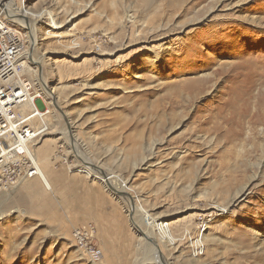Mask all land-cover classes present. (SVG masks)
<instances>
[{
  "label": "rangeland",
  "instance_id": "374dc122",
  "mask_svg": "<svg viewBox=\"0 0 264 264\" xmlns=\"http://www.w3.org/2000/svg\"><path fill=\"white\" fill-rule=\"evenodd\" d=\"M75 1L18 5L39 22L38 105L58 95L77 139L33 147L84 194L0 183V264H94L80 223L98 264H264V0Z\"/></svg>",
  "mask_w": 264,
  "mask_h": 264
},
{
  "label": "built area",
  "instance_id": "2783aa9c",
  "mask_svg": "<svg viewBox=\"0 0 264 264\" xmlns=\"http://www.w3.org/2000/svg\"><path fill=\"white\" fill-rule=\"evenodd\" d=\"M12 18L0 3V183L4 186L37 173L31 150L47 133L43 118L49 114L46 106L37 109L34 104L43 100V91L26 67V31ZM93 233L91 224L81 225L73 228L72 237L90 261L98 262Z\"/></svg>",
  "mask_w": 264,
  "mask_h": 264
},
{
  "label": "bare ground",
  "instance_id": "6f19581e",
  "mask_svg": "<svg viewBox=\"0 0 264 264\" xmlns=\"http://www.w3.org/2000/svg\"><path fill=\"white\" fill-rule=\"evenodd\" d=\"M70 2H72L73 4H78L77 1L75 0H70ZM0 3H4V6H5V9L7 11V13L12 16V21L15 23V24H19L21 27H23L25 30H26V34L27 36L30 35L29 37V40H30V50L27 51V58H28V61L26 63V67L27 69L29 70L30 72V76L32 75L35 79V82L39 85L40 82L43 84H47L46 81L44 80V77L42 79V76H41V73H42V68H38L37 65L38 64H42L43 60L42 58L43 57H39V58H36V53H34V50H35V47L38 43V40H39V33H38V26L37 24L39 23L37 19V16L34 17L33 14L29 13L28 11L24 10L22 5H18V1L17 0H0ZM16 16H19V20H17L15 17ZM30 16V17H29ZM41 16V15H40ZM40 16L38 18H40ZM30 19V20H29ZM29 32V34H28ZM39 44V43H38ZM42 56V55H41ZM39 70V71H38ZM38 78L41 79V81L39 82L38 81ZM39 79V80H40ZM39 82V83H38ZM44 85V84H43ZM40 88L42 89L43 91V99L47 96L45 93H44V90L43 88L41 87V85H39ZM47 85H45L46 87ZM48 95H50V101H47L46 102V107L48 108L49 110V114L46 115V117L43 118V120L45 121V126H46V130H47V133L44 135V137L46 135H61L59 137H67V134L68 132L70 134L73 135V137H71V139L73 140V142H76V138H75V135H74V132H72V130L68 131L67 129H61L58 131V128L56 127L57 126V121L56 123L55 122V119H57L54 115H53V111H54V107L58 106L59 105V98H58V95L57 96H54L53 97V94L52 92H49ZM60 96V95H59ZM53 99V101H52ZM55 99V101H54ZM46 100H47V97H46ZM44 101V100H43ZM36 108L39 109V105H38V102H35L34 103ZM50 116L52 117V120L50 119ZM69 119L68 115L66 114V117H65V120ZM43 137V138H44ZM51 137V136H50ZM78 138V137H77ZM53 139V138H52ZM42 139H40L39 141H41ZM38 141V142H39ZM46 141V140H45ZM36 142L34 144L37 145ZM78 142V141H77ZM72 145L74 146V144L72 143ZM80 151V150H79ZM31 153H32V158L34 159V162H35V165H36V169H37V173L36 175L38 176L39 180L41 181L42 185L44 186V188H46L47 190H51L52 189V186L49 182V180L47 179L42 167L40 166L39 164V161H38V158H37V154L35 152V149L34 147H32V150H31ZM90 165V164H89ZM101 173L102 171L98 172V174L101 176ZM104 174V173H103ZM102 177V182L104 181L105 182V185L106 186H110L112 188V190L114 192H117L116 189L112 186V183H111V178L106 176L104 174V176H101ZM122 187V185H121ZM109 188V187H108ZM243 190H244V187H242L240 190L237 191V193L235 194V196L237 197L238 195L242 194L243 195ZM120 195H124L122 193H119ZM133 202L134 201H131L130 202V209L132 208L133 206ZM136 206V205H135ZM134 209V208H133ZM1 216V215H0ZM139 236L141 238L143 237H148L145 238V241L147 240V242L149 241L150 243L154 242V240L152 238H150L149 236H146L143 232L140 234L139 233ZM148 242V243H149ZM140 247V246H139ZM143 248V247H142ZM100 252V251H99ZM159 261L157 262L158 264H163V257L161 254H159ZM101 258H102V252H100V260L98 262H93L94 264H98L100 261H101ZM157 261V260H156ZM155 263V262H154Z\"/></svg>",
  "mask_w": 264,
  "mask_h": 264
},
{
  "label": "crops",
  "instance_id": "0c3cea01",
  "mask_svg": "<svg viewBox=\"0 0 264 264\" xmlns=\"http://www.w3.org/2000/svg\"><path fill=\"white\" fill-rule=\"evenodd\" d=\"M43 146L40 145L36 148L35 152L38 156V154H41L43 152ZM46 149L44 150V152ZM57 162H54L53 160L50 162V164H44V173L47 176L51 186L52 190L51 193L55 194L57 197L62 196L65 194V187L68 186V192L69 195L72 197V199L77 201V198L79 194H84V188H85V179L82 175L71 173L66 169V166L64 164H56ZM36 178L39 180L36 173L26 179H24L22 182L27 181V179H33ZM40 181V180H39ZM41 183V182H40ZM62 183V184H61ZM81 187V188H80ZM82 191V192H81ZM84 201V199H83ZM81 209L84 213V205L77 206L76 209ZM88 223V222H87ZM86 223H80L79 226L85 225ZM100 223H98L97 232L100 233Z\"/></svg>",
  "mask_w": 264,
  "mask_h": 264
},
{
  "label": "water",
  "instance_id": "95a60500",
  "mask_svg": "<svg viewBox=\"0 0 264 264\" xmlns=\"http://www.w3.org/2000/svg\"><path fill=\"white\" fill-rule=\"evenodd\" d=\"M40 69V68H39ZM43 84H45V83H43ZM45 86V85H44ZM101 176H104V174L103 173H101Z\"/></svg>",
  "mask_w": 264,
  "mask_h": 264
}]
</instances>
